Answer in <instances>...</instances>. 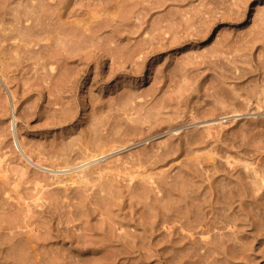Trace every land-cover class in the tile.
<instances>
[{
    "label": "rangeland",
    "instance_id": "rangeland-1",
    "mask_svg": "<svg viewBox=\"0 0 264 264\" xmlns=\"http://www.w3.org/2000/svg\"><path fill=\"white\" fill-rule=\"evenodd\" d=\"M0 1V227L17 226L0 231L4 264L13 235L100 264H264V0ZM34 4L58 28L29 27L39 37L17 49L10 28ZM13 113L52 168L121 147L72 184L21 158Z\"/></svg>",
    "mask_w": 264,
    "mask_h": 264
},
{
    "label": "bare ground",
    "instance_id": "bare-ground-1",
    "mask_svg": "<svg viewBox=\"0 0 264 264\" xmlns=\"http://www.w3.org/2000/svg\"><path fill=\"white\" fill-rule=\"evenodd\" d=\"M25 1V0H24ZM6 2V1H4ZM30 2V1H29ZM40 3V1H38ZM42 2V1H41ZM1 3V1H0ZM9 3V2H8ZM22 3V2H21ZM27 3V2H26ZM38 3V4H39ZM24 4V3H23ZM48 6V5H46ZM53 6V4H52ZM32 9L34 10V12L36 14H34L33 12L27 14L24 16L25 17V20L28 22L29 20H31V22L28 24L24 23L23 24V17L22 15L18 14L17 15V20H18V23H15L16 24H19L20 26L18 25H14V27L12 26V29L10 28L11 31H16V35H14V37H18L19 38V43H17L16 45V48L18 49H21V48H24L25 46H27L30 42H34L36 41V38L39 37V35H32L31 36H26L23 35L26 31H28L27 29H30L29 27L34 28L39 26L38 30H45L44 32H46V29L45 28L46 26H53V30H57L58 27H55V25H59L58 24V21L56 19V17H50L49 15H46L45 11H44V5H35L34 6H31ZM47 8V7H46ZM7 9V8H6ZM46 10V9H45ZM49 10V9H48ZM7 10L5 9H2V11L0 12V19H3L5 16V14L7 13L6 12ZM20 12V11H19ZM28 13V12H27ZM9 14V13H8ZM49 14V13H48ZM52 15V14H51ZM55 16V15H54ZM16 18V17H15ZM59 18V17H58ZM60 19V18H59ZM47 20H54L56 22L53 23V25L49 22H47ZM11 21V20H10ZM9 22V21H8ZM60 22V21H59ZM2 23V22H1ZM46 24V25H44ZM62 24V22H61ZM44 25V27H43ZM65 25V24H64ZM3 26V25H2ZM6 26H4L5 28ZM63 28V27H62ZM61 28V25H60V29L59 31L62 30ZM71 28V27H70ZM75 28V27H74ZM86 28V27H85ZM34 30V29H33ZM48 30V29H47ZM73 30V29H72ZM71 29H63V33H66V34H71L70 32L72 31ZM2 31V30H1ZM7 31V30H6ZM37 31V30H36ZM52 31V30H51ZM61 31V32H62ZM40 31H38L37 33H39ZM50 32V31H49ZM4 33V32H3ZM12 33V32H11ZM29 33V32H27ZM35 33V32H34ZM35 33V34H37ZM41 33V32H40ZM47 33V32H46ZM51 33V32H50ZM55 33V32H54ZM10 34V33H8ZM49 34V33H48ZM46 34V35H48ZM52 34V33H51ZM59 34V33H58ZM11 35V34H10ZM30 35V34H29ZM41 35V34H40ZM50 35V34H49ZM48 35V36H49ZM54 35V34H53ZM65 35V34H64ZM62 35V36H64ZM72 35V34H71ZM43 36V35H42ZM41 36V37H42ZM55 36V35H54ZM70 36V35H69ZM75 36V35H74ZM13 37V36H12ZM13 37V39H14ZM32 37V38H31ZM45 37V36H44ZM43 37V38H44ZM46 38V37H45ZM54 38V37H53ZM65 38V37H64ZM69 38V37H68ZM74 38V37H73ZM10 39L9 36L7 35H3L0 33V40H8ZM11 39V40H13ZM16 39V38H15ZM42 39V38H41ZM47 39V38H46ZM45 40V39H43ZM61 40V39H60ZM51 41V40H50ZM72 41V39H71ZM41 42V41H40ZM38 43V42H37ZM31 44V43H30ZM34 44V43H33ZM9 46V45H8ZM13 46V45H12ZM27 48V47H26ZM25 49V48H24ZM17 51V50H16ZM22 56V55H21ZM13 111L15 110V107L12 108ZM10 118H12V121H10V126H12V130H13V143L18 147V151H19V154L21 156V158H23L27 163L33 165L34 167H36L37 169H40V170H43V171H46V172H50L52 173L54 176H59V174H62V175H67L68 176V179L71 180V183L72 184H78V183H83V184H87L89 183L90 181L93 180L92 176L87 172L85 173L84 170H86L88 167H90L91 165H94V164H98V162L100 160H102L103 158L107 157L108 155H111V154H114L115 150L119 149L121 146L120 145H117V146H114L113 148L110 149V151H112V153L108 154V155H105V156H100L101 154H104V152H101L100 154L98 155H88V154H84V153H77L73 156H68V158L65 159V166L64 167H60V168H52L51 166H48L46 163H42L40 161H36L33 159V157L27 152V150L23 147L22 144H20L19 142V137H18V129H17V125H16V116L14 115V113L10 116ZM186 126V123L182 124V125H179L177 123H174V124H171L169 126H167L166 128H164L163 130L161 131H156L154 133H152L148 138H142L140 140H138L137 142L133 143L134 146H140L142 144H145L147 141H153V140H157V139H160V138H163L164 136H167L169 133L171 132H180L182 131V129ZM165 150V149H164ZM161 151L160 153H157L156 154H144L143 155V158H141L139 161L140 163H142L143 165H147L148 163H150V165H152L153 163V159L157 158V157H161L163 154H165V151ZM168 151V150H167ZM100 170V169H99ZM99 173V172H98ZM100 177H101V174L99 173ZM59 178V177H58ZM112 185L110 186H107V187H103L101 189V191H106L105 193L107 194H113L114 193V190L112 189ZM185 191V190H184ZM227 193V192H226ZM242 193V192H241ZM237 194V193H235ZM239 194V193H238ZM178 195V194H177ZM182 196V195H181ZM180 196V197H181ZM233 196V195H231ZM234 197V196H233ZM232 197V198H233ZM240 197V196H239ZM167 198V197H166ZM183 198V197H182ZM171 199V198H170ZM227 215H224L221 219H223V221H226L225 218L227 219ZM217 218V217H216ZM232 218V217H231ZM231 218L230 220L227 219V222L228 225L230 226L231 229H233L235 227V223H234V218H232V221H231ZM237 219V218H236ZM166 220V219H165ZM170 220V219H169ZM167 221V220H166ZM237 221V220H236ZM171 222V221H170ZM199 222V221H198ZM215 223V222H214ZM205 229H203V231L205 232H208L210 231L209 228L207 227V224L204 225ZM225 226V225H224ZM19 227V226H18ZM17 226L16 225H7L5 226L4 228L3 227H0V231L2 229H9L10 231H12L13 229H16ZM122 226L119 227L118 229L121 230ZM168 228V227H167ZM203 228V227H202ZM170 229V227H169ZM209 233V232H208ZM122 234V233H121ZM226 235V234H225ZM224 235V237H225ZM228 235V234H227ZM226 235V237H227ZM120 236V234H119ZM13 240V241H12ZM224 240V239H223ZM10 241L9 242L10 244H8L6 247H3L2 250L4 251L5 249L8 250V252L5 253V257L4 258H9L11 261H10V264H100L101 260H103L102 257H100V259H97L96 261H92V259H88V258H84V257H80L79 256H69V255H60V256H57V257H49V256H44L42 253H38L39 251V247H40V244L38 242V239H31L30 237H27L25 239L23 238H16L15 235L11 236L10 238ZM225 241V240H224ZM79 243L81 244L82 247H86L87 244H90L88 243L87 241H79ZM5 252V251H4ZM232 252V251H231ZM262 263H264V258L263 260L261 261ZM0 264H4L3 260H0Z\"/></svg>",
    "mask_w": 264,
    "mask_h": 264
}]
</instances>
